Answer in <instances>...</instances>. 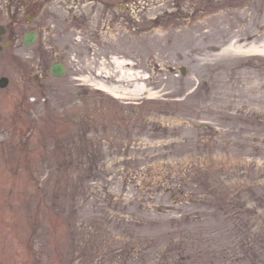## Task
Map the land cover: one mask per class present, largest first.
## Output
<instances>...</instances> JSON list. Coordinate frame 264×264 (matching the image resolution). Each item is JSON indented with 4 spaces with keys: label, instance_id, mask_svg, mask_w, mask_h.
<instances>
[{
    "label": "rangeland",
    "instance_id": "1",
    "mask_svg": "<svg viewBox=\"0 0 264 264\" xmlns=\"http://www.w3.org/2000/svg\"><path fill=\"white\" fill-rule=\"evenodd\" d=\"M125 3L0 51V264H264V0Z\"/></svg>",
    "mask_w": 264,
    "mask_h": 264
},
{
    "label": "flooded vegetation",
    "instance_id": "2",
    "mask_svg": "<svg viewBox=\"0 0 264 264\" xmlns=\"http://www.w3.org/2000/svg\"><path fill=\"white\" fill-rule=\"evenodd\" d=\"M73 0H0V46L7 48V42L25 35L37 33V42L42 48L53 47L49 31H56L60 37L73 29L89 31L104 22L109 28L125 24L126 0H94L90 15L78 21L70 10ZM99 20V21H98ZM98 21V22H97ZM96 25V26H95Z\"/></svg>",
    "mask_w": 264,
    "mask_h": 264
},
{
    "label": "bare ground",
    "instance_id": "3",
    "mask_svg": "<svg viewBox=\"0 0 264 264\" xmlns=\"http://www.w3.org/2000/svg\"><path fill=\"white\" fill-rule=\"evenodd\" d=\"M225 51L229 50H237L247 53H257L264 54V42L252 41L249 44L240 43L236 44L235 41L231 42L230 45L224 48ZM107 87V86H106ZM106 89L113 91L111 87H107Z\"/></svg>",
    "mask_w": 264,
    "mask_h": 264
},
{
    "label": "water",
    "instance_id": "4",
    "mask_svg": "<svg viewBox=\"0 0 264 264\" xmlns=\"http://www.w3.org/2000/svg\"><path fill=\"white\" fill-rule=\"evenodd\" d=\"M36 38L35 34H27L26 36V43L31 45ZM52 72L56 76H63L66 73V66L62 63H55L52 67ZM9 80L7 77H2L0 79V86H6L8 84Z\"/></svg>",
    "mask_w": 264,
    "mask_h": 264
}]
</instances>
